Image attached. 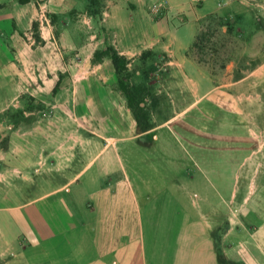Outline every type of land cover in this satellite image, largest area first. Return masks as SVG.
I'll return each mask as SVG.
<instances>
[{
  "label": "crops",
  "instance_id": "0c3cea01",
  "mask_svg": "<svg viewBox=\"0 0 264 264\" xmlns=\"http://www.w3.org/2000/svg\"><path fill=\"white\" fill-rule=\"evenodd\" d=\"M88 1L0 0V114L21 107L26 93L48 96L58 87L66 95L69 85L77 94L78 78H100L101 64L115 78L110 59L92 64L108 37L133 64L146 51L166 55L175 108L159 122L150 121V130L138 129L133 119L101 151L98 145L83 151L81 143L68 149L67 140L79 136L67 135L65 128L58 134L29 122L16 128L0 117V264H264V246L258 245L264 233L221 248L227 235L221 242L212 213L219 200L211 198L210 181L202 187L193 181L195 174L220 173L208 161L227 155L218 144L250 136L241 102L264 78V69H254L233 86L216 85L208 68L186 54L198 20L229 15L234 2L169 0V17L159 21L148 15L147 0H107L101 21L90 16L97 33L105 28L106 36L102 30V39L93 36L86 45L63 34L33 49L36 43L16 32L31 30L42 10L53 19L65 17L64 30L80 29L88 21ZM70 15L77 16L68 23ZM174 19L186 22L175 27ZM68 45L77 51L72 57ZM76 61L78 70L68 75ZM83 62L94 71L82 75ZM230 92L236 99L228 103ZM58 106L65 109L67 103ZM224 184L218 186L222 195Z\"/></svg>",
  "mask_w": 264,
  "mask_h": 264
},
{
  "label": "rangeland",
  "instance_id": "374dc122",
  "mask_svg": "<svg viewBox=\"0 0 264 264\" xmlns=\"http://www.w3.org/2000/svg\"><path fill=\"white\" fill-rule=\"evenodd\" d=\"M229 1L234 2L231 14H212L222 17L223 23H229L230 26L222 28L220 34L212 39L216 47L213 54L211 53L209 56H212L211 60L208 58L210 64L204 66L214 76L216 85L225 82L228 86H233L235 81L248 75L250 71L264 69V10L251 6L249 0ZM256 1L264 7V0ZM89 2L90 0L86 10L88 21L83 22L80 29L64 30L62 22L65 21L63 20L65 17L55 16L53 19V16L50 17L47 11L42 10L40 21L38 24H34L31 30L16 32L21 35L20 37L24 42H35L33 49L37 46L44 48L43 39H59L63 34L71 36L73 40L78 39L83 45L90 43L93 36H96L98 40L102 39V30L106 36L105 28L100 29L97 33V29L90 21L91 17L99 18V21L102 20V13L106 10L107 0L97 2V9L101 11L97 17L90 14ZM195 3L199 9L200 3L197 1ZM158 5H160L161 10L155 13L154 6ZM168 6L169 0H147L146 3L148 15L159 21L164 17H169V14L165 13L169 9ZM87 14L83 13L84 16ZM76 16L70 15L66 17V20L69 23ZM209 16L211 15L198 20L197 32ZM174 20L175 27L186 22L180 19ZM54 22L56 26L58 25L57 28L53 25ZM212 27L215 25L212 24ZM182 37L186 40L187 34L183 33ZM191 38L192 36L190 40ZM107 39L112 45L111 39L109 37ZM192 43H194L193 40H191ZM68 48L70 49L68 56L72 54V57L77 53L73 46L68 45ZM71 64L72 69L67 72L68 75L70 72L74 73V70H78V67H74V65L80 64V62L76 61ZM223 64L225 68L220 69ZM88 65L89 63H82V75L87 71L89 73L94 71ZM168 68L166 55L162 53L159 55L156 51L143 52L138 62L134 64L129 61V83L133 89L140 90L138 102L142 103L143 101L141 106L144 107L150 121L154 119L159 122L161 118L172 113L175 108L167 89ZM137 72H140V75L134 78ZM95 73L97 72L92 75L95 76ZM99 73L100 78L97 76L95 78L90 76L91 79L78 78L76 87L79 89V93L77 94L70 92L72 86L69 85L66 95H59L58 87L48 96L41 94H32V96L26 93L19 99L22 104L21 107H11L4 114H0V117H6L10 123H15L16 128H20L21 124L28 122L38 125L39 129L46 131V133L58 134L62 132L61 129L65 128L67 135L79 136L77 139L72 137L67 140L68 149L72 150L74 145L81 143L83 151L96 150L95 147L91 148V145H98V149L101 151L109 143H112L108 140L118 139L123 130L130 127V122L134 117L128 109L125 97L118 90L116 73L115 78H112L110 67L106 64H101ZM68 78L71 81L74 79L69 76ZM248 92L251 93L243 97L241 109L244 114V122L250 130V136L246 137L245 134L233 136L234 140L228 137L224 147L221 148L219 144L217 145L221 150L225 149L227 155L221 158H210L208 161L212 167L211 170L213 172L220 171V173L202 174V177L197 174L193 175V181L200 183L201 187L210 181L211 198L214 197L215 201L216 199L219 200V203L215 204L216 206H212V213L217 218L215 222L217 229H221L219 232L221 242L227 235L223 243L220 244L221 248L224 249H233L235 245L239 246L242 236L245 238L250 233H264V78L253 84V88H249ZM230 94L227 99L228 103L236 99L231 92ZM246 97L249 99H245ZM59 101H66L67 107L61 109L58 106ZM213 144L215 143L212 142ZM243 153L246 154L243 155ZM72 157L73 155L70 157L71 160ZM89 160L91 158L84 159V163ZM213 166H216L215 169ZM223 184L225 193L222 195L219 193L218 186H223ZM203 208L202 205L196 206L200 212ZM232 229L233 232L230 234ZM258 245L264 246V236L260 237Z\"/></svg>",
  "mask_w": 264,
  "mask_h": 264
},
{
  "label": "trees",
  "instance_id": "16d2710c",
  "mask_svg": "<svg viewBox=\"0 0 264 264\" xmlns=\"http://www.w3.org/2000/svg\"><path fill=\"white\" fill-rule=\"evenodd\" d=\"M19 2L26 3L29 0H18ZM99 0H90L89 2V11L90 14L97 17L101 14V11L97 9V2ZM209 23L210 25L206 26L205 24ZM212 24L215 27H212ZM229 23H223V18L218 17L217 15L209 16L202 24L199 31L196 34L194 43L188 51V55L194 57L198 63L203 65L210 64L212 56L210 54L214 52L216 47L212 39L220 34V30L225 27H229ZM211 51V52H210ZM209 58V60H208ZM104 59H110L112 65L114 66L115 73L117 76L118 90L123 94L127 101V106L130 112L132 113L138 129L142 131L150 130L153 125L149 120V116L145 113L142 103L138 102L140 97V90L133 89L129 83V72L128 65L129 60L121 56L118 51L109 44L106 45L105 49L97 50L94 53V58L92 60L93 64L102 63ZM225 68L223 64L220 69Z\"/></svg>",
  "mask_w": 264,
  "mask_h": 264
},
{
  "label": "built area",
  "instance_id": "2783aa9c",
  "mask_svg": "<svg viewBox=\"0 0 264 264\" xmlns=\"http://www.w3.org/2000/svg\"><path fill=\"white\" fill-rule=\"evenodd\" d=\"M249 1H250V5L253 6L254 8L259 10H264V7L260 6L256 0H249ZM160 10H161L160 5L154 6L155 13L160 12Z\"/></svg>",
  "mask_w": 264,
  "mask_h": 264
}]
</instances>
